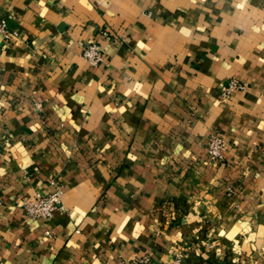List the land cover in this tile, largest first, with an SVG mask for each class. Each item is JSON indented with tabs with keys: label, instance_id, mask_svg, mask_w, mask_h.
<instances>
[{
	"label": "crops",
	"instance_id": "1",
	"mask_svg": "<svg viewBox=\"0 0 264 264\" xmlns=\"http://www.w3.org/2000/svg\"><path fill=\"white\" fill-rule=\"evenodd\" d=\"M2 23L0 264H264V0H0Z\"/></svg>",
	"mask_w": 264,
	"mask_h": 264
},
{
	"label": "built area",
	"instance_id": "2",
	"mask_svg": "<svg viewBox=\"0 0 264 264\" xmlns=\"http://www.w3.org/2000/svg\"><path fill=\"white\" fill-rule=\"evenodd\" d=\"M0 33L4 36L5 40H9L12 37H17V33H11L7 30L6 24L0 25ZM83 57L94 65L103 63V54L101 47L97 43L87 44L83 48ZM235 89L242 90L240 85L235 82H230L225 90V96L231 95ZM211 155L213 162L223 161V152L226 150V143L220 136H214L211 143ZM62 188L56 186L55 191L51 194L37 193L32 198L27 199L23 203V209L27 217L32 221L49 220L53 217L54 213L62 209ZM231 193V191H229ZM131 264H153L150 256H144L137 259Z\"/></svg>",
	"mask_w": 264,
	"mask_h": 264
},
{
	"label": "rangeland",
	"instance_id": "3",
	"mask_svg": "<svg viewBox=\"0 0 264 264\" xmlns=\"http://www.w3.org/2000/svg\"><path fill=\"white\" fill-rule=\"evenodd\" d=\"M232 82H234V81H232ZM236 83V82H235ZM237 84V83H236ZM238 85V84H237ZM239 86V85H238ZM224 96H225V92H224ZM230 96V95H229ZM228 96V97H229ZM226 97V96H225ZM228 97H226V98H228ZM214 137V136H213ZM212 137V138H213ZM211 143H212V139H211V141H210V143H209V147H208V155H209V157H210V160H211V162L213 163V159H212V155H211Z\"/></svg>",
	"mask_w": 264,
	"mask_h": 264
}]
</instances>
